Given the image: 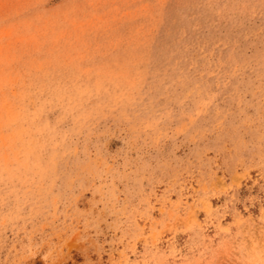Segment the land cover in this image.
<instances>
[{"label":"rangeland","instance_id":"374dc122","mask_svg":"<svg viewBox=\"0 0 264 264\" xmlns=\"http://www.w3.org/2000/svg\"><path fill=\"white\" fill-rule=\"evenodd\" d=\"M0 264H264V0H0Z\"/></svg>","mask_w":264,"mask_h":264}]
</instances>
